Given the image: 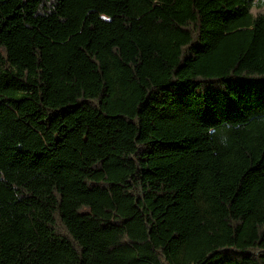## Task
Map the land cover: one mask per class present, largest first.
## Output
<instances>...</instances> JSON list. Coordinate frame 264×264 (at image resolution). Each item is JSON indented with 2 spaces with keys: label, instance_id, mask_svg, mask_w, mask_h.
<instances>
[{
  "label": "trees",
  "instance_id": "1",
  "mask_svg": "<svg viewBox=\"0 0 264 264\" xmlns=\"http://www.w3.org/2000/svg\"><path fill=\"white\" fill-rule=\"evenodd\" d=\"M262 9L0 0V264H264Z\"/></svg>",
  "mask_w": 264,
  "mask_h": 264
},
{
  "label": "rangeland",
  "instance_id": "2",
  "mask_svg": "<svg viewBox=\"0 0 264 264\" xmlns=\"http://www.w3.org/2000/svg\"><path fill=\"white\" fill-rule=\"evenodd\" d=\"M262 13H264V9L260 10ZM258 10H253V14H256L257 12H260Z\"/></svg>",
  "mask_w": 264,
  "mask_h": 264
}]
</instances>
